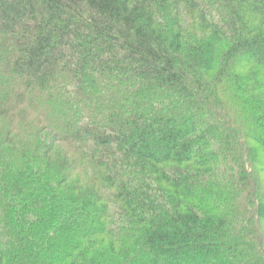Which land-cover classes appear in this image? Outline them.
Returning a JSON list of instances; mask_svg holds the SVG:
<instances>
[{"label": "trees", "instance_id": "obj_1", "mask_svg": "<svg viewBox=\"0 0 264 264\" xmlns=\"http://www.w3.org/2000/svg\"><path fill=\"white\" fill-rule=\"evenodd\" d=\"M0 264H264V0H0Z\"/></svg>", "mask_w": 264, "mask_h": 264}]
</instances>
